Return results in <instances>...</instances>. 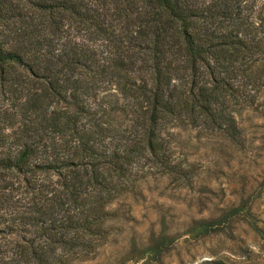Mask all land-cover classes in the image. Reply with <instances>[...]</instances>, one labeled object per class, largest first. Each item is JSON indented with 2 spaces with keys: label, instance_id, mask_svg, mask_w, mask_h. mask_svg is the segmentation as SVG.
<instances>
[{
  "label": "trees",
  "instance_id": "obj_1",
  "mask_svg": "<svg viewBox=\"0 0 264 264\" xmlns=\"http://www.w3.org/2000/svg\"><path fill=\"white\" fill-rule=\"evenodd\" d=\"M243 1L0 0V181L25 177L19 218L43 238L23 264L89 252L147 168L188 185L167 126L241 145L234 111L260 85L262 50Z\"/></svg>",
  "mask_w": 264,
  "mask_h": 264
},
{
  "label": "rangeland",
  "instance_id": "obj_2",
  "mask_svg": "<svg viewBox=\"0 0 264 264\" xmlns=\"http://www.w3.org/2000/svg\"><path fill=\"white\" fill-rule=\"evenodd\" d=\"M250 34L264 50V0H244ZM254 53L260 85L234 111L241 145L185 123L164 130L171 160L189 184L145 169L117 194L102 220L104 234L85 254L57 248L56 264H264V52ZM0 181V264H23L28 240L22 219L30 187L21 174ZM22 222V223H21ZM25 249V250H24Z\"/></svg>",
  "mask_w": 264,
  "mask_h": 264
}]
</instances>
